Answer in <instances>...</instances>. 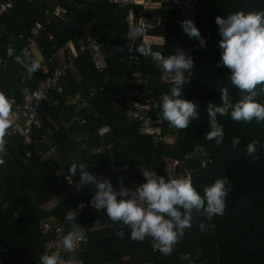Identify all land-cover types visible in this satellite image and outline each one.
I'll use <instances>...</instances> for the list:
<instances>
[{
    "label": "trees",
    "instance_id": "obj_1",
    "mask_svg": "<svg viewBox=\"0 0 264 264\" xmlns=\"http://www.w3.org/2000/svg\"><path fill=\"white\" fill-rule=\"evenodd\" d=\"M150 1L159 7L142 13L139 6L121 7L113 0H0V7L7 2L11 5L0 14V92L13 101L11 114L22 105L23 88L35 89L47 77L39 69L29 76L24 66L31 63L23 55V48L35 24L42 25L35 44L50 71L64 61L58 59L59 51H64L66 58L69 42L78 47L87 37L98 45L103 57L102 69L96 70L89 51L78 55L73 61L74 71L60 78L58 89L37 104V123L30 126L29 144L18 136L5 139L0 151L2 264H40L39 257L49 254L46 245L51 239L40 233V223L46 220L64 225L67 232L68 211L77 213L75 222L84 228L86 237L82 249L76 247L71 253H62L65 260L74 257L73 264H264V122H236L227 115H218L217 120L223 125L222 143L214 146L213 141L204 139L209 131L207 103L220 104L221 87L227 89L234 102L240 96L228 79L230 70L216 67L221 50L214 20L236 11L264 10V0H195L194 25L205 40L203 48L195 37L189 39L186 35L174 46V23L180 11L173 7L172 0ZM55 7L65 10V14L55 19L47 16ZM141 15L149 24L142 35L132 40L128 31L139 25ZM9 47L11 56L7 54ZM137 48L150 51L141 54ZM177 48H187L193 60L191 74H185L187 83L182 86V98L199 102L197 118L184 129L158 118L159 96L171 84L168 73L158 68V61L150 56L151 52H158L164 58ZM130 54L140 59L136 69L128 63ZM16 57H20L19 62ZM134 70L147 84L130 79ZM75 93L81 95L85 106L67 104ZM145 100L150 101L152 120L162 123L153 124L163 138L160 142L140 133L139 123L127 113L131 104ZM257 100L264 104V93ZM102 127H107L108 132L99 137L97 131ZM233 136L240 139L235 149L231 146ZM170 137L175 139L173 145L167 142ZM253 140L259 142L255 158L245 155L246 145ZM194 147L201 152L168 172L189 176L201 195L204 187L225 176L231 190L222 216L209 217L203 210H193L191 227L184 229L170 254L153 251L151 237L142 242L130 239L127 227L123 228L124 237L117 238L108 227L112 222L105 223L108 217L103 209L97 211L88 206L77 210L78 201L89 205L95 189L80 182L79 169L75 176L69 173L73 162L88 165L87 171H97L118 190L120 180L128 186L146 170L166 175L168 166L182 161ZM97 149L101 151L99 155L95 154ZM27 151L30 156L25 158ZM92 164L94 167L90 168ZM66 177L70 183L80 184L81 195L71 196ZM53 201L57 202L46 209Z\"/></svg>",
    "mask_w": 264,
    "mask_h": 264
},
{
    "label": "clouds",
    "instance_id": "obj_2",
    "mask_svg": "<svg viewBox=\"0 0 264 264\" xmlns=\"http://www.w3.org/2000/svg\"><path fill=\"white\" fill-rule=\"evenodd\" d=\"M214 23L218 26L220 37L218 47L220 59L216 67H226L230 70L228 76L231 84L239 90L240 96L235 102L229 97L227 89H219L220 104L209 101L206 105L209 131L204 139L213 141L219 146L224 139L223 125L218 122L217 116L227 115L236 122H264V104L257 100L259 94L264 93V10L255 12L236 11L226 14L224 18L217 16ZM179 26L189 38L195 37L199 46H205V40L192 20H182ZM145 27L143 23L134 27L130 38L134 40L142 35ZM131 50V46H129ZM141 54L150 50L136 49ZM7 54L11 56L12 49ZM157 61V67L168 73L171 87L166 93L159 96L158 118L171 124L177 129L187 128L190 121L198 116L199 102L188 101L182 98V86L187 83L186 75L191 74L193 60L190 54L175 49L167 57L161 58L160 53L151 52ZM27 55V53H23ZM17 62L20 57H16ZM27 74L31 76L39 67V61L33 59L30 64L24 65ZM34 92L33 96H39ZM13 101L5 93L0 92V151L6 143L4 136L11 125L10 115ZM240 139L233 136L231 146L235 149ZM259 142L251 141L245 147V155L255 158ZM72 159V156L69 157ZM88 165L73 162L69 173L75 176L79 169L81 183L94 186L89 200V206L97 211L103 209L112 222L108 227L117 238L124 237L123 228L130 229L129 238L142 242L146 237L153 238L159 246V251L170 254L172 246L184 235V229L190 228L193 221V210H203L209 217L222 216L226 207V197L231 190L228 177L217 178L212 184L204 187L201 195L192 186L189 176L173 175L166 169V175L159 176L153 170L142 173L144 182L129 190L121 187L113 188L109 179L94 175L87 171ZM131 192L132 195L128 193ZM83 205H78L77 209ZM77 213L68 211L65 220L69 222V230L61 237L63 248L71 252L74 245L83 242L86 237L84 228L77 224ZM203 228V225H200ZM74 257L62 259L58 253L42 254L40 264H73Z\"/></svg>",
    "mask_w": 264,
    "mask_h": 264
},
{
    "label": "built area",
    "instance_id": "obj_3",
    "mask_svg": "<svg viewBox=\"0 0 264 264\" xmlns=\"http://www.w3.org/2000/svg\"><path fill=\"white\" fill-rule=\"evenodd\" d=\"M117 5L121 7H134L139 6L142 8V13L148 8L151 7L154 3H152L150 0H113ZM171 1V0H169ZM172 5L174 8L178 9L180 11V14L178 16V19L175 21L174 29L177 31L176 38L173 40L174 46L177 45L179 40H182L184 38V32L179 26V22L182 20H192L194 22V12L196 9V2L195 0H172ZM11 5L10 3H5L1 5L0 7V14L10 9ZM65 14V10H63L60 7H55L54 10L50 13H46L47 16H51L53 19L58 18ZM129 19H131V14H129ZM141 23L147 25V20H141ZM42 29L41 24H35L34 27L31 29L29 33V37L27 38V44L23 48V53H27V57L29 58V61H32L33 59L39 61V69L42 74L47 75V77L42 81L37 88L32 89L29 87H24L22 90L23 95V101L22 105L15 107V111L12 113L13 119L11 120L10 127L6 130L4 139H7L8 137L12 136H18L21 138L22 142L24 144H29L31 142V136H30V126L32 122H34L37 119V104L45 101L47 99V95L51 92H54L59 87V80L60 78H63L67 75V72H73L74 71V65L73 61L77 58L78 54H81L85 51L90 50L92 53V61L94 68L96 70H101L103 67V60L100 57L99 47L94 43L93 40L87 39L86 42L83 44L81 43L80 47L78 48V53L74 57H63L62 60L63 63L57 67H54L51 71L44 65L43 59L41 55L36 54L34 50H32V47L35 45V39L37 38L40 30ZM131 28L128 31V36L130 37ZM20 39L21 36H18ZM151 56V54H150ZM160 57L163 58L160 54ZM151 58L155 61H157L154 57L151 56ZM128 63L133 66L135 69L140 66V59L137 56H134L130 54L128 56ZM130 79L134 80L137 84H147L146 80H141L140 74L134 70L131 75ZM34 92H39V96H33ZM92 92V91H90ZM138 96H144L143 94H138ZM67 104L71 105H77V106H85V102L82 99L81 95L79 93H75L72 99H70ZM13 105V104H12ZM150 101L145 100L144 103H137V104H131V108H133V111L131 108L127 111L129 116H131L132 120H135L139 123L140 127V133L144 135L151 136L155 141L160 142L163 140V138L159 135L158 129L153 126V124L161 125L160 120L153 121L152 118L149 115L150 110ZM81 124H84V120L80 121ZM169 124V123H168ZM171 125V124H169ZM108 132L107 127H102L98 129L97 135L99 137H102ZM44 140V137H42L41 141ZM168 142V138H167ZM110 146H107L109 148ZM101 151L97 149L95 151L96 155H99ZM201 152V149L198 147H194L193 151L184 156L182 161H173L171 163V167L169 168V171L174 169L175 167L183 165L184 162L187 160L197 156ZM30 156V151H27L25 154V158ZM94 164L90 165V168H93ZM168 170V169H167ZM92 174L99 175L97 171H92ZM66 181L69 182L68 177L65 178ZM144 182V178L141 175V178L133 182L132 184L126 186L123 182H120L119 189L121 187L129 190H134L136 186ZM70 183V182H69ZM71 189L70 194L71 196H79L82 193V189L80 184H73L70 183ZM118 189V190H119ZM129 195H132L131 192L128 193ZM78 205H83L82 208H80L78 211H81L88 207L89 205L85 204L83 201H78ZM90 207V206H89ZM91 209H94L90 207ZM40 233L42 235H50L51 239L48 241L46 245V250L49 254L52 252L58 253V255L62 258V252H63V245L60 242L61 237L65 234L66 228L64 225H53L47 221H44L40 223ZM80 243H77L75 246H78ZM151 247L153 251L159 250V246L156 241L151 238ZM63 259V258H62Z\"/></svg>",
    "mask_w": 264,
    "mask_h": 264
},
{
    "label": "crops",
    "instance_id": "obj_4",
    "mask_svg": "<svg viewBox=\"0 0 264 264\" xmlns=\"http://www.w3.org/2000/svg\"><path fill=\"white\" fill-rule=\"evenodd\" d=\"M169 1V0H168ZM7 3H9V2H7ZM159 7V4H153L151 7H148L146 10H153V9H157ZM145 10V11H146ZM131 18H132V16H131ZM146 20V18L145 17H143L142 15H141V17L139 18V20H138V24H140L141 23V20ZM148 24H149V22H148ZM147 24V25H148ZM145 25V24H144ZM147 25H145V26H147ZM87 39H90L89 37H87L86 39H83L82 41H80L79 43H78V47L73 43V42H69V44L66 46L67 48V50H68V52H69V57H74L77 53H78V48L80 47V45H81V43H85L86 42V40ZM147 40V38H143V41H146ZM157 42H160V43H162V40H156ZM177 46V45H176ZM174 47V46H173ZM32 50H34V52L36 53V54H39V55H41L40 54V51H39V49H38V47L36 46V44L32 47ZM89 52H90V50H88ZM183 51L184 52H186V53H188L189 52V50L187 49V48H183ZM99 52H100V50H99ZM65 52L64 51H59V53H58V59L61 61L62 59H63V57L65 56V54H64ZM90 54L92 55V53L90 52ZM79 55V54H78ZM78 57V56H77ZM100 57L102 58V60H103V57H102V55H101V53H100ZM13 119V116H12V114L10 115V120H12ZM34 122H36L37 123V121L35 120ZM44 140H45V137H44ZM43 140V141H44ZM174 142H175V139L174 138H172V137H170V138H168V143L170 144V145H173L174 144ZM2 152L0 153V163L2 162ZM124 180H120V182H123ZM62 198V197H61ZM60 199V198H59ZM54 203H52L51 202V204L49 203V204H47L45 207H46V209H50V208H52V206H54V204H55V201H53ZM52 205V206H51ZM44 221H46V220H44ZM44 221H42V222H44ZM41 222V223H42ZM108 222H109V219L108 218H106L105 219V223L106 224H108ZM83 243H84V241L83 242H80V244L78 245V246H75L74 245V247L73 248H78V249H82V247H83ZM0 251H1V246H0ZM71 252H73V250L71 251ZM71 252H68L66 249H64L63 248V252L62 253H71ZM0 264H2L1 263V261H0Z\"/></svg>",
    "mask_w": 264,
    "mask_h": 264
},
{
    "label": "rangeland",
    "instance_id": "obj_5",
    "mask_svg": "<svg viewBox=\"0 0 264 264\" xmlns=\"http://www.w3.org/2000/svg\"><path fill=\"white\" fill-rule=\"evenodd\" d=\"M167 166H168V163H167ZM168 171H169V166H168ZM60 199H62V198H60ZM60 199H59V200H60ZM55 202H57V201H55ZM52 203H54V202H52ZM50 204H51V203H50ZM51 206H52V205H51Z\"/></svg>",
    "mask_w": 264,
    "mask_h": 264
}]
</instances>
